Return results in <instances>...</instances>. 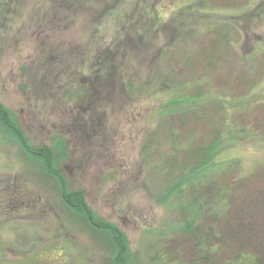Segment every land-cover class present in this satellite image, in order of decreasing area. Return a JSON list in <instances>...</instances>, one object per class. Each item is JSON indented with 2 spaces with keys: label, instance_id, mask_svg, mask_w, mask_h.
I'll return each instance as SVG.
<instances>
[{
  "label": "rangeland",
  "instance_id": "1",
  "mask_svg": "<svg viewBox=\"0 0 264 264\" xmlns=\"http://www.w3.org/2000/svg\"><path fill=\"white\" fill-rule=\"evenodd\" d=\"M108 47L139 86L157 65L200 88L150 89L130 101L111 76L70 102L68 84H90ZM0 103L33 148H55L64 136L69 157L55 165L94 217L70 210L44 165L0 127V264H114L118 252L99 223L124 237L127 264H223L228 256L256 264L242 259L246 248L227 253L205 232L218 215L232 224V206L245 198L246 208L252 187L264 185V0H0ZM217 139L216 159L192 170L203 161L199 147ZM240 180L239 203L193 201L195 188L233 190Z\"/></svg>",
  "mask_w": 264,
  "mask_h": 264
},
{
  "label": "trees",
  "instance_id": "2",
  "mask_svg": "<svg viewBox=\"0 0 264 264\" xmlns=\"http://www.w3.org/2000/svg\"><path fill=\"white\" fill-rule=\"evenodd\" d=\"M135 17L131 18H124L123 19V25L120 27V30L125 28L127 26V22L135 20ZM102 46L105 47L102 43ZM105 50V52H101ZM120 54L117 49L108 47L102 50L98 51V60L100 61V64L97 65L92 69V82L89 84L86 81H79L78 87H75L74 83L70 82L68 84L67 88V99L71 101H75L77 99H80L78 102H84L86 99V93L91 92V89H94V86L102 87L100 84L105 83L109 77H116L119 76L121 79V88L124 94L129 98L130 101H137L140 99L143 92H146V90L152 89V90H163L164 87H168L170 91H176L180 92L182 94H187L188 91H191V89L195 90L196 88H200V86L196 82H179L176 81V77H180L179 74L176 71H171L170 75H164L161 72V69L159 66L156 65V68L153 67L151 71L152 74L149 75V82L146 84L138 85L140 82H136L134 77L129 78L128 76L123 75V67H116L114 65V62L116 61V56ZM122 63L125 60L124 57H122ZM83 64V63H82ZM85 65V64H83ZM54 68V67H53ZM48 71L43 76L47 75L48 73V80L49 78L54 77V71L47 69ZM172 75V76H171ZM196 77V75L194 74ZM174 79V80H173ZM75 82V81H73ZM200 82V79L199 81ZM173 83V84H171ZM175 84V85H174ZM149 86V87H148ZM146 87V88H141ZM84 91L83 97L79 96V91ZM168 91V90H167ZM200 97H196V99H199ZM207 101V102H206ZM209 103L208 98L204 100L202 104ZM201 103H195L193 104V109H197L196 107L200 105ZM201 104V105H202ZM168 110H171V106L167 108ZM185 116V117H184ZM184 117V119H183ZM15 117L11 114V112L0 103V127L6 131L10 136H12V139L15 140L17 143L20 144L24 152L29 155V158H34L36 161H39L44 165V172L46 176L51 179L53 182H55V188L56 190L60 191L62 202L66 204L67 207H69L70 210H72L75 213H78L81 215V217L86 218L87 220L94 221V217L92 214V211L89 209L84 192L82 190H76L74 192L69 191L67 189V182L62 176L61 172L56 167V159L57 157L61 160H67L68 155V145L66 139L64 136H57L54 139V147H44L41 149H35L33 148L29 142L26 139L24 131L15 123ZM181 119L180 123L184 124L187 122V115L186 113L181 116L179 115V120ZM183 119V120H182ZM177 133L181 135V130L177 128ZM172 137L169 138L170 142L173 143L174 141V133L172 132ZM219 138V137H216ZM219 144V139H217L215 142H213L211 145L208 146H202L199 147L197 152L199 155H201L203 161L200 162L198 165H195L192 170H197L199 168H207V166L210 164V162L214 161L216 159L215 156V150L216 146ZM173 145V144H172ZM162 147L157 148L158 156L160 154V150ZM55 149L59 152V155L57 156ZM175 149V148H174ZM163 150V149H162ZM152 153V152H151ZM193 155H195L193 153ZM58 159V160H59ZM234 184L233 190L224 189L222 188L220 190V187H217L214 183H209L207 185H203L200 188H195L192 190L193 193V201L196 202L198 199H202L205 202V206H211L214 202L215 197L219 196L222 197L224 200L226 199V202H230L231 204L239 203V201L245 197L246 195L238 194L239 190H242V186L244 185L243 181H237ZM262 188L257 189L255 186L252 187V192L249 196L254 197L256 200L252 203H249L246 208H241L243 204L247 203L245 201V198L243 199V202L238 205L232 206V209L228 211L226 214L227 216L231 215V212L235 213L234 215V221L233 223L225 224L223 220L222 215H218L213 218V221L209 223L208 229L206 230L205 234H207V240H220L221 245H227L228 248L225 249V252L228 250L235 248L238 246L239 252L243 251L246 248V253L241 254L242 259L245 257V255L249 256V258L253 259V262L256 264H264V185H261ZM245 187V186H244ZM231 193H234L233 196L228 197ZM237 196L240 197L239 201H237ZM260 197V198H259ZM262 197V199H261ZM235 207V209H234ZM251 207L255 208L252 212ZM92 218V219H91ZM256 219H259L261 221H258ZM88 220V221H89ZM258 221V222H257ZM93 227V226H92ZM98 229L101 230V232L107 233L110 235L111 240L113 242V245L116 247V251L118 252V255L114 259V264H127L126 258L127 257V246L125 245V239L123 236H121L119 233H117V230L114 229L112 226L107 224L99 223L97 225ZM216 229L220 231V235L217 233ZM218 246V244L215 245V247ZM214 247V248H215ZM228 253V252H227ZM228 255V254H227ZM221 257V256H220ZM209 258V257H208ZM226 259V260H224ZM222 259L223 264H234L235 262L232 260L231 257H226ZM234 259H238L239 257H235Z\"/></svg>",
  "mask_w": 264,
  "mask_h": 264
}]
</instances>
